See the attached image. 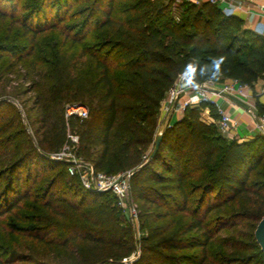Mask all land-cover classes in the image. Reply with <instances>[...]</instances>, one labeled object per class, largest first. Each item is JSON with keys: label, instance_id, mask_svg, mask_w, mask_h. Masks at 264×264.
Listing matches in <instances>:
<instances>
[{"label": "trees", "instance_id": "obj_1", "mask_svg": "<svg viewBox=\"0 0 264 264\" xmlns=\"http://www.w3.org/2000/svg\"><path fill=\"white\" fill-rule=\"evenodd\" d=\"M54 2L59 6L47 25L51 28L64 20L70 6V0ZM10 5L16 8L13 0ZM43 5L45 0H37L30 13ZM172 5L173 0H91L73 39L94 41L87 42L82 53L94 61L92 89L99 94L89 117H72L69 126L78 134L82 153L96 171L114 174L118 169L133 168L131 198L161 208L164 205L159 199L170 201L173 205L165 209L167 213L190 211L189 221L178 234L181 239L167 238L152 245L145 240L133 264H183L181 256L162 249L194 248H198L199 255L185 256L189 263L219 264L209 261L207 245L224 227L219 223L210 232L204 222L213 210L240 197L248 202L253 196L264 204V179L258 188L256 182L249 184L251 174L264 164V134L246 140L227 138L215 123L218 114L214 104L202 101L186 106L182 117L165 127L152 158L148 154L146 160L135 159L134 154L142 155L153 145L162 101L179 76L202 83L231 77L246 85L264 77V36L243 28L240 17L224 15L218 5L209 1L183 0L178 16ZM10 16L13 12L8 13L0 5V18ZM37 22L36 27L24 24L25 30L34 35L43 31L42 21ZM92 30L107 33L99 36ZM13 54L17 55V51ZM205 108L213 121L202 116ZM66 127L64 122L56 147L65 142ZM38 157L41 159L28 161V168L64 165L67 176L76 180L73 194L78 201L52 189L44 206L51 209V214L68 219L67 225L55 228L66 234L61 238L56 233L51 238L35 234V238L51 244V251L53 246L61 249L59 264H119L133 249V234L130 224L122 218L123 209L117 205L116 196L111 191L85 189L78 176L68 173L66 161ZM8 182L4 190L5 212L28 197L21 194L18 173ZM190 200L194 201L192 206ZM55 229L51 228V233ZM259 250L264 259L260 247Z\"/></svg>", "mask_w": 264, "mask_h": 264}, {"label": "rangeland", "instance_id": "obj_2", "mask_svg": "<svg viewBox=\"0 0 264 264\" xmlns=\"http://www.w3.org/2000/svg\"><path fill=\"white\" fill-rule=\"evenodd\" d=\"M14 2L16 8L13 9L10 0H0L1 7H5L8 13L13 12V16L0 18V264H59L61 249L53 246L51 251V244L41 242L35 238V234L47 238L55 233L58 238L66 234L55 228L67 225L68 219L51 214V209L46 208L44 203L50 199L52 189L60 196L78 201L73 194L76 180L67 176L64 165H39L37 168L33 165L28 168L27 163L41 159L38 157L40 155L49 157L63 147H56V142L65 122L64 112L68 105H85L89 117L90 108L96 104L99 92L92 89L95 81L94 61L82 53L83 46L92 41L76 42L73 39L79 31L78 25L88 14L87 7L91 0H70L64 20L59 21L55 28L47 26L58 11L59 4H55L54 0H45V5L35 13L30 12L37 0ZM180 10L172 5L175 16L179 15ZM38 20L45 27L43 31L34 35L25 30L24 24L36 27ZM91 33L106 36L107 32L92 30ZM14 50L17 55L13 54ZM232 79L225 77L219 80L220 86ZM166 100L167 93L161 104L156 135L168 126L165 118L169 110L163 109ZM162 119L163 126L158 129ZM65 133V141L69 135L75 140L73 144L67 142L69 157L90 163L91 160L82 153L78 134L70 126L66 127ZM153 145L142 155L135 152L134 158L148 159ZM132 170L122 168L114 174ZM100 171L106 173L105 170ZM15 173L20 175L21 194L28 197L19 201L12 211L5 212L4 190ZM263 173L264 164L251 174L249 184L256 182L255 188H258L264 179ZM128 203L136 210L135 217L122 211V218L132 227L133 249L127 256L132 259L131 264L140 257L145 240L149 239L152 245L167 238H182L178 234L190 219L188 209L167 213L165 209L173 205L170 201L159 199V203L164 205L161 208L130 195ZM193 204L194 201L190 200L189 206ZM263 216L264 204L253 196L248 202L240 197L223 205L222 209L213 210L204 224H207L210 232L219 223L224 228L214 234L207 245L209 261L214 260L219 264H264L254 239L255 227ZM51 228L55 229L53 233ZM162 251L181 256L183 264H191L184 259L185 256L199 255L198 248ZM155 264L167 263L156 261Z\"/></svg>", "mask_w": 264, "mask_h": 264}, {"label": "built area", "instance_id": "obj_3", "mask_svg": "<svg viewBox=\"0 0 264 264\" xmlns=\"http://www.w3.org/2000/svg\"><path fill=\"white\" fill-rule=\"evenodd\" d=\"M183 0H173V8H177ZM212 4H216L220 7L222 13L226 16L234 15V12L238 7L231 3V0H207ZM262 14L264 17V6L262 7ZM255 33L264 36V20L254 23L252 29ZM182 81V84H180ZM189 83L185 79V75L179 76L177 81L169 88L167 91V100L164 103L163 109L168 112L171 105L179 98L181 93L184 91L183 83ZM190 87L195 91L197 96V103L202 101L212 102L215 106L216 113L218 114V119L215 123L218 126L219 131L226 137H231L232 130L236 125V122L231 118V116L225 112L219 104L213 99L216 96L221 95H233L242 101L247 99V94L244 89L247 86L240 80L233 78L231 81L223 84L217 89L208 90L203 82V86H195L189 83ZM193 102L190 99H185L182 107L192 106ZM72 117H76L80 120H84L88 117V109L85 105L72 104L68 105L64 112L65 124L67 128L69 127V121ZM257 132L264 134V114H260L256 122ZM67 142L75 143V140L71 135L63 144V147L53 152L49 157L57 161L67 162V171L70 175L78 176L82 186L85 189L104 192L111 191L116 196L117 205H119L123 211L129 214L130 217L136 216V210L132 205L128 203L129 188H130V176L132 171H127L122 174H106L101 171H96L94 167L87 162L78 160L74 157H69L67 150L69 145ZM130 257H124L120 264H131Z\"/></svg>", "mask_w": 264, "mask_h": 264}, {"label": "crops", "instance_id": "obj_4", "mask_svg": "<svg viewBox=\"0 0 264 264\" xmlns=\"http://www.w3.org/2000/svg\"><path fill=\"white\" fill-rule=\"evenodd\" d=\"M191 1L197 3L207 0ZM231 3L238 7L234 12V15L243 20V28L252 29L254 23L264 20L262 14L264 0H231ZM204 85L208 90L217 89L220 87V81L208 80L204 82ZM183 87L185 88L184 91L169 109L168 116L165 118V124L171 125L182 117L184 112L182 104L185 99H190L193 102V105L198 104L196 93L192 87H190L189 83L184 82ZM244 91L247 94V99L243 102L247 104V108L238 105L226 95L213 98L219 104L221 109L227 112L236 122V125L232 130L233 136L227 137L229 139L236 138L239 140H246L257 134H261L257 132L255 125L258 116L264 114V77L258 78L252 84L247 85ZM202 116L208 121H213L208 108L203 110ZM162 123L163 119L159 122L158 129L162 128ZM161 131L163 130L161 129Z\"/></svg>", "mask_w": 264, "mask_h": 264}, {"label": "water", "instance_id": "obj_5", "mask_svg": "<svg viewBox=\"0 0 264 264\" xmlns=\"http://www.w3.org/2000/svg\"><path fill=\"white\" fill-rule=\"evenodd\" d=\"M185 79L187 80V82L195 85V86H203V83L200 81H197L195 79L189 78L187 76H185ZM180 84H182V81H180ZM226 96H228L230 99H232L235 103H237L238 105L247 108V104L245 102H243L242 100H240L239 98L233 96V95H229L227 94ZM161 139H162V132L156 135L155 138V142L153 145V148L150 152L149 158H152L155 153L157 152L160 143H161ZM254 238L257 242V244L259 245L261 251L264 253V216L261 217V219L259 220V222L257 223L255 230H254Z\"/></svg>", "mask_w": 264, "mask_h": 264}, {"label": "clouds", "instance_id": "obj_6", "mask_svg": "<svg viewBox=\"0 0 264 264\" xmlns=\"http://www.w3.org/2000/svg\"><path fill=\"white\" fill-rule=\"evenodd\" d=\"M214 64H216V62H214Z\"/></svg>", "mask_w": 264, "mask_h": 264}]
</instances>
